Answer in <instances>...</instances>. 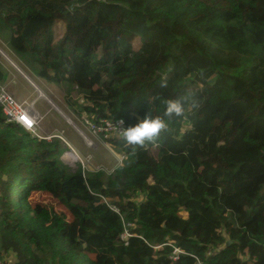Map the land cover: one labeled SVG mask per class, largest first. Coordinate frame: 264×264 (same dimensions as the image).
<instances>
[{
	"label": "trees",
	"instance_id": "trees-1",
	"mask_svg": "<svg viewBox=\"0 0 264 264\" xmlns=\"http://www.w3.org/2000/svg\"><path fill=\"white\" fill-rule=\"evenodd\" d=\"M0 38L36 76L80 95L90 120L166 122L142 146L103 137L125 155L106 176L71 169L58 138L6 121L0 106V256L264 264L263 1L0 0ZM186 92L184 115L165 117L163 100Z\"/></svg>",
	"mask_w": 264,
	"mask_h": 264
},
{
	"label": "rangeland",
	"instance_id": "rangeland-1",
	"mask_svg": "<svg viewBox=\"0 0 264 264\" xmlns=\"http://www.w3.org/2000/svg\"><path fill=\"white\" fill-rule=\"evenodd\" d=\"M259 1L264 2V0ZM256 10L258 15H260L259 7ZM62 29L63 23L57 21L54 25L55 40L61 35ZM0 66L6 71V78L0 84L4 85L11 94L21 101L31 102V100L36 99L34 107L40 116L38 128L36 129L38 138L46 139L44 137L51 134H60L67 142L69 140L70 142L68 143L73 147L80 159L71 161L66 157L63 152H67L69 149L59 137H56L60 140L63 147H61L63 151L59 158L63 156L65 163L71 169L76 168L77 164L82 166L83 163L85 170L97 171L102 169L106 176L112 173L119 164L117 160L118 153L110 148L103 138L112 135L94 136L89 132V127L84 122L86 114L82 110L85 102L80 95L75 92L66 93V88L62 84L47 82L36 76L20 59L8 50L1 38ZM41 92L44 95L40 96L39 93ZM60 112L70 119V123L66 122V118L65 121L61 117ZM85 136L93 141L91 146L86 145ZM86 158L88 161H86ZM30 198L34 201H49L48 196L44 193L33 192ZM5 259L7 264H12L8 262L7 258Z\"/></svg>",
	"mask_w": 264,
	"mask_h": 264
},
{
	"label": "built area",
	"instance_id": "built-area-1",
	"mask_svg": "<svg viewBox=\"0 0 264 264\" xmlns=\"http://www.w3.org/2000/svg\"><path fill=\"white\" fill-rule=\"evenodd\" d=\"M40 94L43 93L41 92ZM34 101L35 100H31V102H27L25 100L21 101L17 99L13 94H11L4 85L0 84V106L2 112L5 115V120L8 122H14L20 125L25 131L31 133L34 136L39 137L38 134L36 133V129L38 128L40 116L35 110ZM60 115L64 120L65 118L67 119V121L65 120L67 123H70L69 122L70 119L68 117H65L66 115L62 114L61 112ZM120 121L124 122L122 118H100L95 121L90 120L89 118H87V116L86 118H84L85 124L89 127V132L94 136L112 135L113 137H121L120 128L118 127ZM52 137H59L63 141V143L67 146L69 151H72L73 153H75V155H77L73 147L60 134L58 135L51 134L50 136H46L44 138L49 140ZM85 141H86V145L88 146H91L93 144V141L87 136H85ZM67 152H63L65 153L64 155H66ZM77 157L79 156L77 155ZM124 158L125 155L123 153H118L117 160L119 164ZM61 159L64 160L65 158L62 156ZM86 161H88L87 158ZM82 167H84L83 163H82ZM109 207L113 209L115 212H118V207L111 205H109ZM128 226H130V223H127L125 225L124 231L120 235V238L122 240H126L129 236L132 235V233H130V231L128 230ZM178 253H180V250L174 247L169 258L171 260H176ZM207 253L209 254L210 251H208ZM0 264H7L4 255L0 256ZM197 264H199V262H197Z\"/></svg>",
	"mask_w": 264,
	"mask_h": 264
},
{
	"label": "clouds",
	"instance_id": "clouds-1",
	"mask_svg": "<svg viewBox=\"0 0 264 264\" xmlns=\"http://www.w3.org/2000/svg\"><path fill=\"white\" fill-rule=\"evenodd\" d=\"M161 86H166V81H161ZM194 103L190 93H185L179 98H165L163 100V114L165 117H180L185 113L186 105ZM122 140L127 145L142 146L147 141L153 140L158 136L161 129L166 128V122L160 116H151L147 112L135 123L124 125L120 121L118 126Z\"/></svg>",
	"mask_w": 264,
	"mask_h": 264
},
{
	"label": "bare ground",
	"instance_id": "bare-ground-1",
	"mask_svg": "<svg viewBox=\"0 0 264 264\" xmlns=\"http://www.w3.org/2000/svg\"><path fill=\"white\" fill-rule=\"evenodd\" d=\"M40 96H42V95H40ZM66 157H68L71 161H75L79 158V157H77V155H75L73 152H70V151L66 153Z\"/></svg>",
	"mask_w": 264,
	"mask_h": 264
},
{
	"label": "crops",
	"instance_id": "crops-1",
	"mask_svg": "<svg viewBox=\"0 0 264 264\" xmlns=\"http://www.w3.org/2000/svg\"><path fill=\"white\" fill-rule=\"evenodd\" d=\"M39 95H43V94H40V93H39ZM43 98H45V96H44ZM34 100H36V99H34ZM35 105H36V104H35ZM68 135H69V134H68ZM68 142H70V141L68 140ZM4 257L8 259V262H9V263L11 262L12 264H14L15 259L13 258L12 255H9V254H8V255H6V256L4 255Z\"/></svg>",
	"mask_w": 264,
	"mask_h": 264
},
{
	"label": "water",
	"instance_id": "water-1",
	"mask_svg": "<svg viewBox=\"0 0 264 264\" xmlns=\"http://www.w3.org/2000/svg\"><path fill=\"white\" fill-rule=\"evenodd\" d=\"M227 243H229V241H227Z\"/></svg>",
	"mask_w": 264,
	"mask_h": 264
}]
</instances>
